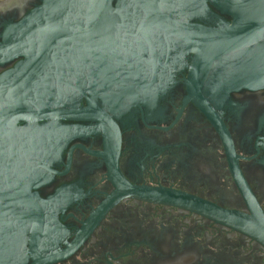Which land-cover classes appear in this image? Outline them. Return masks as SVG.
<instances>
[{"label":"flooded vegetation","instance_id":"flooded-vegetation-1","mask_svg":"<svg viewBox=\"0 0 264 264\" xmlns=\"http://www.w3.org/2000/svg\"><path fill=\"white\" fill-rule=\"evenodd\" d=\"M60 1L0 0V264H264V87H225L215 65L189 88L192 52L161 22L231 15L212 0ZM75 61L107 62L117 82ZM87 98L99 110L75 112ZM170 192L251 229L157 199Z\"/></svg>","mask_w":264,"mask_h":264},{"label":"water","instance_id":"water-1","mask_svg":"<svg viewBox=\"0 0 264 264\" xmlns=\"http://www.w3.org/2000/svg\"><path fill=\"white\" fill-rule=\"evenodd\" d=\"M212 1L222 11L231 15V22L224 23L221 21L216 26H205L195 23H182L169 17L161 19L162 23L167 24L165 26L169 29L167 32L182 38L186 42L187 49L192 52L193 60L189 70L188 87L196 90L215 65H219L216 67L217 77L219 79L223 78L225 83L227 82V86L225 87L232 88L241 85L264 87V0ZM52 2L51 7L54 6V2L57 3V6L69 5L67 2L60 0H52ZM80 5L75 0V7ZM82 6H93V0H84ZM85 31L80 30V32H75V48L81 43L87 42V37H81ZM77 64L83 66L84 69L92 71L95 76L105 74V78L108 79V85H112V82H117L111 76L113 68L107 62L85 61L77 63L75 61V65ZM20 65L25 66L26 64L25 62H21ZM92 65L97 69L95 70ZM78 69L77 67L75 68V83L81 86V76L78 73ZM16 71H25V67H17ZM94 85V83H89L90 88L88 90H90L92 95L94 92L92 91V87ZM81 92V95L84 97L87 91L81 90ZM94 94L97 95L96 92ZM195 95L198 98L200 97V93H195ZM87 102L88 107L86 109L80 108L79 110H75V112L86 114L92 108L99 110L93 104L91 98H87ZM204 108L208 110V107ZM24 110L26 113L25 117L32 120H37L43 114L55 111L49 109L37 110L34 108ZM80 117H84V115ZM9 160L10 158L0 156V167H9ZM158 198L184 202L188 208L204 212L214 218L227 221L236 227H242L247 231L251 229V226L248 224V215L241 212L224 210L203 200L179 192H170L168 195L157 196Z\"/></svg>","mask_w":264,"mask_h":264}]
</instances>
